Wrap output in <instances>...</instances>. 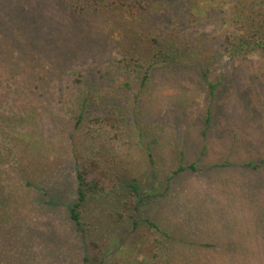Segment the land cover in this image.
<instances>
[{"label":"rangeland","instance_id":"rangeland-1","mask_svg":"<svg viewBox=\"0 0 264 264\" xmlns=\"http://www.w3.org/2000/svg\"><path fill=\"white\" fill-rule=\"evenodd\" d=\"M125 3L73 16L59 0H0V264H97L91 241L101 264H155L148 219L184 255L195 234L230 246L220 260L264 264V55L231 57L225 39L264 0H162L140 13ZM156 39L171 59L152 58ZM81 91L116 121L76 125L67 108ZM85 155L113 182L80 229L71 208ZM129 183L142 199L121 223Z\"/></svg>","mask_w":264,"mask_h":264},{"label":"trees","instance_id":"trees-1","mask_svg":"<svg viewBox=\"0 0 264 264\" xmlns=\"http://www.w3.org/2000/svg\"><path fill=\"white\" fill-rule=\"evenodd\" d=\"M62 4L71 7V15L81 14L87 10L89 11H96L100 8L101 4L105 0H59ZM126 2V6L131 12L140 13L142 10L145 11L148 9L150 2H157L162 0H120ZM241 27L247 28L242 31L240 34V25L239 32L232 36L229 34L225 37L226 39V51L227 54L231 57L234 56H241L247 51H261L264 55V7L257 10L254 14L247 15L246 18L243 20ZM239 33V34H238ZM238 34V35H237ZM158 40V39H156ZM160 41V45L162 46L161 51L158 52L157 50H152V58L160 59L163 58L171 59V51L168 47V42L163 40ZM138 58L137 63L139 67H145V65L141 61H147L145 56H137ZM141 60V61H140ZM124 61V60H123ZM122 63V62H121ZM149 66V65H148ZM153 68V67H152ZM150 70L151 67L149 66L147 70ZM204 76L207 77V74L204 73ZM143 82L140 83L142 86H146V82L150 74L146 71L145 74L141 75ZM125 87L131 86L130 83H125ZM217 84H210V95H214L216 90ZM103 96V95H102ZM105 99L103 98H95L94 95L90 92L85 93L81 91V93L75 98L73 103L69 105L67 108L70 112H72L73 119L76 125H81L87 119L90 122H103L107 121L109 123H114L116 121L115 116H103L98 115L97 112H104L106 109V104L104 103ZM121 112V111H120ZM211 114L212 109L211 105L207 108V115L206 121L210 123L211 121ZM119 120V119H118ZM4 142L0 141V156L3 154L4 149L6 146H3ZM99 162L94 155H85L81 158L80 165L77 171V179H78V200L76 201L75 205L71 208V218L73 221L78 223L80 229L82 224V212L84 208H86L91 202L94 200H99L103 196L108 193V189L106 186V182L108 181L113 182V180L106 179L105 176L100 173L99 169ZM244 167H251L253 169H258L259 164H255L253 162L245 163ZM194 169L195 163H192L190 166H181L174 171L169 181L173 179L176 175H178L182 171H186L187 169ZM175 175V176H174ZM107 181H106V180ZM114 184V183H113ZM131 195L125 200H121L118 204V208L115 211L116 221L124 223L127 221V217L130 215L129 212L136 208V201L137 199L141 200L142 198L139 196L141 195V189L138 183H129L128 184ZM116 187V186H115ZM114 187V188H115ZM117 189V188H116ZM129 217H134L133 215ZM137 221H135L136 223ZM149 228H154L159 236L155 238L154 246L159 249L154 253L156 258L155 264H231L232 261L228 260L226 262V258L224 257L225 254L228 252L230 246H221L222 244L218 243H198L199 240H196L195 234H192V238L194 241L191 242L188 240L187 244L183 241L181 248L183 249L184 255L182 251L179 249L175 243H173V236L168 233L167 231L163 230L159 224L154 222L153 220H147ZM197 230V229H195ZM194 232V231H192ZM91 245L95 248V262L97 264H101L99 261V251L100 245L95 242L91 241ZM224 245V244H223ZM196 247V248H193ZM237 246V245H236ZM252 247V245H250ZM165 248L166 253L163 251ZM172 248L174 252L172 253ZM97 249V250H96ZM247 246L239 244L238 248L236 249L240 253L247 251ZM172 250V251H171ZM98 251V252H97ZM199 252V253H198ZM177 254L178 257H173L172 255ZM223 256L220 260L219 256ZM233 264V263H232Z\"/></svg>","mask_w":264,"mask_h":264}]
</instances>
